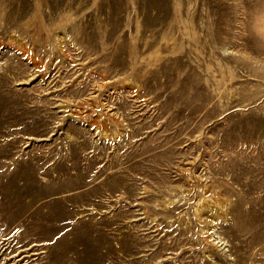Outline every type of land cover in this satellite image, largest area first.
I'll return each mask as SVG.
<instances>
[{
  "label": "rangeland",
  "instance_id": "rangeland-1",
  "mask_svg": "<svg viewBox=\"0 0 264 264\" xmlns=\"http://www.w3.org/2000/svg\"><path fill=\"white\" fill-rule=\"evenodd\" d=\"M64 1L0 44V264H264V0Z\"/></svg>",
  "mask_w": 264,
  "mask_h": 264
},
{
  "label": "bare ground",
  "instance_id": "bare-ground-1",
  "mask_svg": "<svg viewBox=\"0 0 264 264\" xmlns=\"http://www.w3.org/2000/svg\"><path fill=\"white\" fill-rule=\"evenodd\" d=\"M64 2L65 3H63V4H65L66 7H68V4H69L70 9L74 3L73 0H65ZM58 3H59V0H0V44L4 41H7V40H8V42L18 41L19 42L18 43V49L20 50L21 54L26 55L33 62L34 66H39V63L36 60H33V57L30 56L31 52L29 51L28 47L26 46L27 44H25L26 41L24 40L25 42L22 43V41L20 40L21 41L20 42L16 35L9 36L10 31H13L15 29L16 32L21 31L23 34L24 33L25 34L26 33L32 34L33 39H34V36L36 38L39 37V34L41 32H43V30H46L45 28H47V25L52 26L53 24H55V21L59 18V16L56 17L57 15L55 14V10L58 9L57 8ZM135 4H136V2H135ZM126 10H128V9H126ZM122 11H123V9H122ZM125 14H126V12L124 13V15ZM138 14H139V12H138ZM45 17H48L49 21L47 23H45V21H46ZM44 19H45V21H44ZM60 20L62 21L61 18H60ZM65 20H67V18ZM134 22H135V19H134ZM57 25H59V24H57ZM57 25H54V27L56 28ZM135 25H136V22H135ZM49 30H51V29H49ZM55 33H56V31H55ZM203 206L204 207H201L199 212L196 213V215L198 214V216H200L201 215L200 211L202 209L203 210L205 209L208 211L218 212L217 209H215L214 207H207L206 204L205 205L203 204ZM207 214H209V213H207ZM207 214H206V216H207ZM209 215H211V214H209ZM214 215L216 216V213ZM201 220H202V218H201ZM44 238H45V241H50V238H46V237H44ZM30 243H31V241H30Z\"/></svg>",
  "mask_w": 264,
  "mask_h": 264
}]
</instances>
